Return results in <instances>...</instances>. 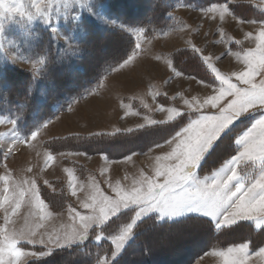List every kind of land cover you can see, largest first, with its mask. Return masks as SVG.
I'll list each match as a JSON object with an SVG mask.
<instances>
[{
  "label": "rangeland",
  "instance_id": "obj_1",
  "mask_svg": "<svg viewBox=\"0 0 264 264\" xmlns=\"http://www.w3.org/2000/svg\"><path fill=\"white\" fill-rule=\"evenodd\" d=\"M115 2L117 0H20L17 5H9L19 8L18 12L11 16L5 12L0 18V77L5 69L18 68L29 73L36 83L41 84L46 81L53 63L65 65L74 77V69H79V64L87 66L91 71L99 64L98 58L102 59L120 50V44H104L96 51H89L84 46V25H91L109 34L123 30L130 34L136 43L135 53L106 77L98 92H93L73 102L65 110L58 111L54 118L39 128L23 135L15 122L0 115V151L5 156L4 161L0 163V180L9 174L10 185L14 182L12 186L21 185L27 188L25 181L30 182L32 189L37 185L38 193L47 206L46 213H50L47 215L40 212L34 202L29 203L28 198H25L15 214L9 213L8 221L4 210L0 208V230L7 227L9 231L15 230L18 233L36 231L37 240L41 236L47 240L49 235H70L74 225L89 223L88 210L81 206V202L89 205V211L95 210L99 213L103 208L106 212H111V204L126 198L132 191L134 181L140 183L143 191L146 188V184L142 182L144 175L152 179L153 183L166 179L165 173L171 172L176 157L180 155L173 145L165 142L146 152L133 153L120 159L80 151L52 153L45 147L47 141L73 135L131 134L134 131L149 129L152 126L146 125H155L166 118L175 121L181 117V111L187 125L170 139L175 140L181 133H185L183 142L188 146L185 151H188L193 137L187 130L192 124L198 123L199 112L211 116L217 112V105L228 96H232L233 101H238L246 89L256 87L252 83L254 72L257 68L264 67V31L258 32V23L264 22V0H226L202 9L185 5L179 0H161V3L167 6L163 15L155 22H152V19L147 20V25L142 27L123 24L121 17L117 16H122L123 13L113 9ZM152 5L155 6L154 0H144L140 3L142 9L137 14L154 13L149 9ZM214 5L226 6L232 16L227 15L221 20L219 12L208 11ZM168 15L170 20H166ZM141 16L136 19L139 23L143 22L145 15ZM234 17L256 24H240ZM130 24L137 23L133 20ZM143 27H147L150 37L145 36L146 30ZM183 50H189L199 56L202 71L204 70L202 73L207 81L191 74L186 75L173 67L172 57ZM58 73L60 74V71ZM73 77L71 80L75 82ZM256 79L259 80V77ZM62 83L66 84L67 81H62L59 85H63ZM75 99L77 98L72 101ZM57 107L58 105L54 108ZM2 108L3 106H0V109ZM262 116L264 110L250 109L214 144L195 169L190 164L185 165V175L194 173L198 180L210 177L225 161L242 150L235 141ZM207 124L208 121H199L198 131L204 129ZM238 128L240 131L232 141L233 153L216 166L219 159L213 157V153L218 145ZM36 131L38 134L32 139ZM261 171L259 162L244 161L238 166L237 174L247 183L257 178ZM157 172L161 173L160 177H156ZM73 175L76 196L71 195L68 187V182L73 181ZM231 186L235 188L237 181H233ZM3 187L0 182V194ZM191 187V181L188 180L171 189L170 205L161 204V189L155 187L152 189L155 199H141L138 201L139 205L118 209L105 223L90 226L85 235L55 250L81 246L87 242L100 245L107 240L112 246L111 258L106 263L110 264L133 242L135 227L148 220L171 223L189 217H199L211 222L215 233L228 229L229 227L218 229L214 218L195 208H185L174 216L162 214L177 211L178 202ZM62 191L65 197L62 196ZM0 206H3L2 200ZM55 206H60L59 210L51 208ZM69 207L75 214V220L70 217ZM124 214L129 215V218H123ZM121 217L122 221L128 219L127 222L121 225L114 235H105L102 229L112 220ZM241 221L249 223L256 230L264 229L258 227L254 220ZM129 224L132 225L131 233L113 258L115 249L112 239L121 235ZM149 241H157L162 246L166 242L163 238H150ZM179 241H192L189 242L190 253L197 249L203 252L190 264H224L225 257L214 253L226 252L229 247L239 246L228 245L204 251L203 243L198 244L187 231L181 233ZM174 244L169 242L163 246V251H160H169ZM18 246L26 253L46 251L39 243L32 245L21 241ZM189 250H183V246L176 249L177 255H174V258H177V261L180 260L178 258L186 261V253ZM44 257L23 256L19 264H27ZM248 264H264V257L253 255L248 258Z\"/></svg>",
  "mask_w": 264,
  "mask_h": 264
},
{
  "label": "trees",
  "instance_id": "obj_2",
  "mask_svg": "<svg viewBox=\"0 0 264 264\" xmlns=\"http://www.w3.org/2000/svg\"><path fill=\"white\" fill-rule=\"evenodd\" d=\"M143 1L117 0L114 3L113 9H118V12L123 13V17L117 15L121 17L123 24L133 25L130 27L146 26L147 20L152 19V22H155L157 19H160L164 8L167 6L163 5L161 0H154L155 6L152 5L149 8L154 13H142L141 15L145 16H143V22L139 23L136 19L142 16L137 13L142 9L140 8V3ZM179 1H182L185 5L202 9L226 0ZM250 9L251 7L248 10L250 11ZM124 19L126 20L124 21ZM133 20L137 24H130V21ZM166 20H170L169 15L166 17ZM84 27L86 29L84 46L89 51H96L104 44H120L121 48L112 55H107L102 59L98 58L99 64L91 71L88 70L87 66L79 64V69H74L75 82L71 80L73 77L72 71L60 63H53L46 76V81H42L41 84L36 83L29 73L18 68H8L2 72V76L0 77V106H3V108L0 109V115L14 121L23 135L39 128L54 118L58 111L65 110L73 102L79 101L93 92H98L100 85L106 77L121 62L135 53V40L127 32L122 30L109 34L91 25H84ZM143 29L146 30V32L144 31L145 36L150 37L147 27H143ZM172 64L179 72L186 75L191 74L201 78L203 81H207L206 76H203L202 73L204 70L202 71L203 67L199 56L194 55L189 50H183L174 55L172 57ZM59 71L60 74L58 73ZM62 81H67V83L59 85ZM48 84H50L49 87L47 86ZM73 98L77 99L72 101ZM160 101L162 104H165L163 100ZM56 105L58 107L54 108ZM183 116L173 122H160L149 129L134 131L131 134H123L122 136L118 134H104L103 136L73 135L62 139H51L45 143V147L52 153L80 151L87 154H104L113 159H120L133 153L146 152L152 147L170 139L187 125ZM239 131L240 128L235 129L230 134L232 136L229 135L222 144L218 145L216 151L213 153V157H218L219 159L216 166L233 153L234 147L232 141ZM4 158L3 152L0 151V163L4 161ZM62 196L65 197L63 191ZM59 207L55 206L51 208L59 210ZM128 216L124 214L122 217L129 218ZM122 217L109 222L102 229L103 233L107 236L117 233L120 226L128 220L122 221ZM184 231H187L189 236L197 241L198 244L203 243L202 247L204 251L245 242L249 244L251 251L264 246V229L256 231L247 222H239L237 225L224 229L220 233H215L212 223L205 218L189 217L171 223H157L152 219L142 222L135 227L133 242L129 243L123 254L117 260L111 261L110 264H190L192 260H196L203 252L197 249L195 252L190 253L189 242L192 241H179V237ZM150 238H163L164 241H168L163 246H166L169 242L175 244L171 247V250L161 252L160 250L163 251L162 244H159L157 241H149ZM182 246L183 250H189L186 253L188 259L184 261L178 258L180 260L177 261L174 255H177L175 254L176 249H180ZM111 255L112 246L107 240H104L100 245L87 242L81 246L54 250L51 255L30 261L27 264H102V262L106 264L110 260Z\"/></svg>",
  "mask_w": 264,
  "mask_h": 264
},
{
  "label": "snow or ice",
  "instance_id": "obj_3",
  "mask_svg": "<svg viewBox=\"0 0 264 264\" xmlns=\"http://www.w3.org/2000/svg\"><path fill=\"white\" fill-rule=\"evenodd\" d=\"M19 3L20 0H0V18L3 17L5 12L9 13V16L18 12L19 8L9 7V5H17ZM208 11L219 12L221 20L225 16L231 15L224 5H214ZM20 14L23 15L22 12ZM41 14L43 15V13ZM235 19L240 24H256V22H245L238 18ZM258 24V32L264 31V22ZM257 77H259V80L256 79ZM252 83L256 87L246 89L238 101H233L232 96H228L217 105V112L211 116L199 112L197 117L198 123L192 124L187 130L191 132L193 137V143L188 148V151H185V148L188 146L183 142L185 133H181V136L175 140L169 139L165 141V143L173 145L175 150L180 153L176 157V163L171 172L165 173L166 179L153 183L152 179H148L144 175L142 182L146 184V188L142 191L140 183L134 181L131 193L123 200H117L111 204V212H106L103 208L100 209L99 213L95 210L89 211V205L81 202V206L88 210L89 223L87 225H74L70 235L61 236L56 234L55 237L49 235L47 240L41 236L37 240L35 239L37 235L36 231L18 233L15 230L9 231L7 227H4L0 230V264H19L20 258L23 256H49L56 248L63 247L85 235L90 226L105 223L111 216L116 214L118 209L128 207L129 205H139L138 201L141 199H155V194L152 191L155 187L161 189V204L170 205L172 203L171 189L188 180L191 181L192 187L184 194V198L178 202V210L167 214L162 213L163 215L174 216L185 208H195L205 215L214 218L218 229L230 227L241 220H254L258 227H264V116L257 119L251 128L247 129L235 141L241 146L242 150L230 160L225 161L223 166L215 170L210 177L198 180L195 178L194 173H190L189 175H185L184 173L185 165L190 164L195 169L214 144L230 131L231 126L244 114L248 113L250 109L257 111L264 110V102H262L264 101V67H259L255 70ZM213 91L215 92L216 89ZM179 115L182 116L183 112L179 111ZM173 121L166 118L162 123ZM199 121H208V124L204 129L198 131ZM153 125L154 123L146 126ZM38 131L33 134L32 139L36 138ZM49 156L53 158L51 154ZM244 161L259 162L262 168L260 175L247 183L238 177L237 174L238 166ZM155 175L156 177H160L161 173L157 172ZM74 179L73 175V181L68 182V187L71 195L76 196L77 192L73 187ZM233 181H237L235 188L231 186ZM0 182L4 185L2 194H0L3 206H0V208L4 210L7 221L9 213L15 214L25 198H28L29 203L34 202L40 212L46 213L47 206L38 193L37 185H35V189H32L30 182L25 181L24 184H28L27 188L21 185L12 186L14 182H11L10 185L9 174L5 176V179L0 180ZM45 183L47 184V181ZM165 189L169 191H165ZM46 214L50 215V213ZM69 214L75 220V214L71 212L70 207ZM131 230L132 225L129 224L121 235L112 239L115 249L113 258L121 250L122 244L130 235ZM21 241L32 245L39 243L44 246L46 251L26 253L18 246ZM50 245L53 247H49ZM214 254L224 256V264H248V258L251 256L247 244L229 247L226 252ZM257 255L264 257V249H260Z\"/></svg>",
  "mask_w": 264,
  "mask_h": 264
},
{
  "label": "crops",
  "instance_id": "obj_4",
  "mask_svg": "<svg viewBox=\"0 0 264 264\" xmlns=\"http://www.w3.org/2000/svg\"><path fill=\"white\" fill-rule=\"evenodd\" d=\"M242 244H245V243H242ZM242 244H239V245H242ZM246 244L249 245L248 243H246ZM260 249H264V246L258 248V249L255 250V251H250V250H249V253H250L251 256L253 257V255H257V253H258V251H259ZM251 256H250V257H251ZM250 257H249V258H250Z\"/></svg>",
  "mask_w": 264,
  "mask_h": 264
}]
</instances>
